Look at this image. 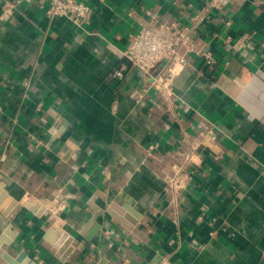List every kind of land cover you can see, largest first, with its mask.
Here are the masks:
<instances>
[{"label":"crops","instance_id":"obj_1","mask_svg":"<svg viewBox=\"0 0 264 264\" xmlns=\"http://www.w3.org/2000/svg\"><path fill=\"white\" fill-rule=\"evenodd\" d=\"M84 1L81 28L47 17L46 0H0L1 258L264 264V0H233L193 28L215 62L192 53L166 100L134 96L145 75L124 57L131 36L147 10L192 26L209 0ZM195 140L193 179L175 195L177 154Z\"/></svg>","mask_w":264,"mask_h":264},{"label":"built area","instance_id":"obj_2","mask_svg":"<svg viewBox=\"0 0 264 264\" xmlns=\"http://www.w3.org/2000/svg\"><path fill=\"white\" fill-rule=\"evenodd\" d=\"M46 2L48 4L47 17L67 18L81 28L92 15V8L84 0H46ZM232 2L233 0H209L205 9L190 20L192 26L167 22L147 10L148 19L139 32L131 36L130 43L124 53V57L132 66L138 68L145 75L141 91L135 93L134 96L141 99L149 91L154 90L158 98L172 99L175 96V79L185 67L190 65L192 53L199 54L208 66L213 65L215 60L212 53L199 50L193 41V28L199 25L209 12H222ZM3 9L4 14L9 12L7 4L3 6ZM226 41L230 44L232 38L227 37ZM249 43V37L244 35L233 47L238 51L246 50ZM161 64L163 67L159 70ZM115 77L119 80L123 79L124 71H117ZM201 135L214 138L211 130ZM201 146V140H195L192 142L190 150L177 154L180 162L173 166L172 175L168 179V186L175 195L183 191L193 179V168L197 164L196 157H199ZM57 204L66 206L60 202ZM214 234L215 232L209 233L210 236H214Z\"/></svg>","mask_w":264,"mask_h":264},{"label":"water","instance_id":"obj_3","mask_svg":"<svg viewBox=\"0 0 264 264\" xmlns=\"http://www.w3.org/2000/svg\"><path fill=\"white\" fill-rule=\"evenodd\" d=\"M37 204H38V206L39 205H42V203L39 201V202H37ZM27 206H31L30 204H28ZM17 208L18 209H21L22 208V205L21 204H18L17 205ZM100 214H103V212L102 211H99V213L92 219V221L90 222L91 223V225L92 224H96V220H97V218H98V216L100 215ZM11 217V216H10ZM61 223V220H58L57 222H56V224H60ZM99 227V224H97V227L96 228H98ZM72 250L74 249V248H71ZM0 253L1 254H3V252H1V250H0ZM7 257L8 256H6V257H3V258H1V256H0V264H11L9 261H7ZM66 259V257H64V258H62V260H65ZM8 260H9V258H8ZM10 261H12V260H10ZM15 264V263H14Z\"/></svg>","mask_w":264,"mask_h":264}]
</instances>
